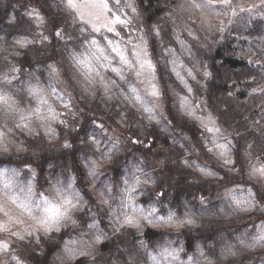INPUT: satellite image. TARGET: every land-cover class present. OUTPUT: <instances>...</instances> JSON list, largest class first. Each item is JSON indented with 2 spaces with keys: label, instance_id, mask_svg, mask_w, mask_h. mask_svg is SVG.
Instances as JSON below:
<instances>
[{
  "label": "rangeland",
  "instance_id": "1",
  "mask_svg": "<svg viewBox=\"0 0 264 264\" xmlns=\"http://www.w3.org/2000/svg\"><path fill=\"white\" fill-rule=\"evenodd\" d=\"M60 1L70 28L79 33L76 38L80 44L73 45L71 77L84 93L102 90L107 94L90 95L85 104L91 107L101 99H116L126 107L122 121L108 120L109 126L97 120L92 122L93 128L88 134L90 146L85 148L88 154L81 156L88 173L91 161L94 169L101 166L103 159L107 158L108 164L118 159L127 148L125 139L138 141L132 130L154 129L170 122L149 54L147 34L134 0ZM31 22L33 28L29 36L16 39L17 45L33 41L36 32L41 31L44 20L36 9ZM166 22L182 54L171 62V69L177 72L179 80L178 88L173 90L175 106L200 127L207 152L203 155L185 133L174 129L198 164L195 179L202 181L210 176L204 166L210 162L233 178H240L231 132L213 115L202 94V78L206 76L204 56L216 39L230 31L239 56L262 65L264 36L262 32L255 35L254 30L258 24L264 25V0H174L167 11ZM3 28L0 37L5 38ZM154 31L159 45H169L157 27ZM10 65L0 73V98H6V103L0 104V152L27 157L51 147L65 148L66 132L76 125L83 111L82 99L78 102L76 95H72L54 65H51V78L45 83L39 78L23 81L20 76L23 69L20 67L19 74L18 65L15 62ZM76 70L79 82L73 75ZM262 92L264 89L260 90ZM124 128L126 132L120 135L119 131ZM261 133L264 134V128ZM252 134H259V130H253ZM254 138L258 143L254 141L253 152L247 148L248 144L243 147L245 175L264 189V162L259 156L264 153V145L259 148V143L264 142ZM176 144L175 139L173 145ZM136 156L142 157L131 153L125 163L108 169L109 176L115 180L123 175H135L123 180L119 203L110 205L109 211L106 206L97 209L91 203L73 173L57 172L55 161L46 164V178L41 182L36 168L29 163L12 162L9 167H2L0 264L29 263L20 245L43 253L47 244L59 235L60 252L54 256L58 264H70L78 259H84L83 264H264V217L254 220L253 227H248L250 234L238 236L237 242L227 249L218 250V245L212 243V250L208 252L201 241L193 244L187 236L178 234L186 225L203 227L212 218L264 212V203L251 186L241 182L224 184L210 197L219 200L216 209L203 207V201H199L203 208L185 203L181 216L178 212L165 211L163 208L171 207L166 203L169 199L158 198L152 190L149 194L153 199L146 200L149 207L146 209L137 197L150 189L156 179L163 180V175L156 172L151 162L143 157V162L138 161ZM145 166L148 171L143 169ZM62 173L65 176L56 181L52 177ZM214 180L224 182L222 176ZM37 187L41 193H35ZM103 202L107 204L108 200L104 198ZM153 204L162 210L157 217L153 214L156 209ZM153 220H162V223ZM147 228L168 230L170 234L147 242ZM102 243L105 245L98 248Z\"/></svg>",
  "mask_w": 264,
  "mask_h": 264
},
{
  "label": "trees",
  "instance_id": "2",
  "mask_svg": "<svg viewBox=\"0 0 264 264\" xmlns=\"http://www.w3.org/2000/svg\"><path fill=\"white\" fill-rule=\"evenodd\" d=\"M173 1L134 0L141 16L142 26L147 34L149 54L155 66L164 111L170 124H164L162 126L163 130H160L159 125L154 129L140 130L139 127L132 130V134L138 138V141H133L130 138L125 139L127 148L122 150L118 159L113 160L109 164L108 162L102 164L101 167L105 168L103 170H90L89 168L87 173L81 162V156L88 154L85 148L90 146L88 134L93 128L92 122L97 120L109 126L108 120L120 119L122 121L126 107L116 99L111 101L101 99V101H97L91 107L85 104V101L89 100L90 95L107 94L103 93L102 90L94 93L87 90L84 93L77 87L75 79L71 77L69 70L72 68L71 65L73 66V45L78 47L80 40L76 38L79 34L78 31L70 28L68 24L70 21L62 9L60 0H0V29L4 27L6 34L5 38L0 37V73H4L11 66L10 64L15 62L18 65L19 74L20 67L23 69L24 73L20 74L23 81L30 82L39 78L45 83L50 80L51 65H54L62 80L74 93L72 95H76L78 102L82 99L80 105L83 107V111L77 118L76 125L66 132L67 146L65 148L57 150L51 147V150H44L36 156L27 157H19V154L15 155L17 156L15 157L0 152V169L4 166L9 167L12 162L29 163L36 168L38 181L41 182L46 178V164L55 161L54 168L57 172L67 171L73 173L83 194L99 209L101 206L99 201L107 193L105 185L106 183L109 184L113 179L111 175L109 176L110 172L108 169L125 163L131 153H138L145 160L152 163L156 172H161L163 175V180L156 182L153 188L146 190L148 195L141 200L146 201L147 198H150L149 192L154 190L158 198L166 196L169 199L166 203L171 207L163 208L165 211L172 210L174 213L178 212V215L181 216L183 215V204L200 205L199 201L205 202L203 207L216 209L219 200H211V195L219 191L224 184H232L234 182H241L244 185L251 186L264 203V189L245 175L246 167L243 160L244 146L248 144L247 148L253 152L254 141H256L253 136L264 142V134L261 133V128H264V92L260 93V90L264 89L262 88L264 86V58H262L263 64L260 65L253 62L250 63L239 56L236 47L232 44L233 39L229 36L230 31L216 39L212 43V48L205 53L206 76L202 78V94L213 115L224 128L231 132V136L235 141L236 160L241 171L240 178H233L220 167L210 162L207 165L211 167L212 171L221 175L224 182H217L214 178H207L202 181L196 180L195 175L198 173L195 171L194 164L189 161V158L192 159V157L187 147L181 143L179 137L176 147L171 145L174 143L169 141L170 137L175 136L171 128H177L178 132L185 133L191 139L193 145L203 155H207L203 138L200 135V127L182 115L175 106L173 90L178 88L179 80L177 72L171 69V62L175 57L180 58L182 54L179 44L172 37L171 31H169L170 25L166 22L167 11ZM34 9L43 18L44 25L40 32H36V38L33 37V41H28L24 45L20 43L17 45L15 43L16 39L28 37L31 28H33L31 19ZM154 27L159 29L162 38L169 42V45H159L158 35L154 31ZM260 32L264 36V25L261 23L254 30V34L258 35ZM262 44L264 45V41H262ZM261 51L264 54V46ZM25 68H28V70L25 71ZM77 72L76 70L73 75L78 81ZM228 86L234 87V90ZM229 90L232 91L230 92ZM219 91L221 95L218 94ZM248 91L249 93H247ZM242 97H245V99L240 100ZM117 103L120 106H117ZM242 114L245 118L241 116ZM244 120H247V122ZM256 129L259 130V134L253 135L252 132ZM124 132H126V128L120 130L119 134L121 135ZM84 142L88 144L85 145ZM259 145V148H261L264 144L259 143ZM139 147H144L145 149ZM148 148L149 151L147 150ZM144 150L148 152L145 153ZM184 156L191 164V167L182 163ZM259 156L264 162V153H259ZM142 157L136 156V159L143 162L144 159ZM162 161L166 162L162 163ZM101 173V182L97 186L95 181L92 184L91 175L93 174L94 179ZM64 176L63 173L52 175L55 181ZM116 183H119V179L116 180ZM36 192H39L38 187ZM200 207L203 208L202 205ZM251 215L241 212L229 217L224 216L225 218H212L203 227L186 225L184 228L179 229L178 234L187 236L193 244L201 241L205 246L204 249L208 252L212 250L210 246L212 243L218 245V250L219 248L227 249L237 242L238 236L247 237L250 234L248 227L251 226L250 228H252L254 220H260L259 218L264 217V212ZM169 234L168 230L147 228L145 238L147 242H152ZM60 238L61 235L47 244L43 253L26 245H20L26 259L29 261L26 264H58L54 256L60 252ZM104 245L105 243H102L98 248ZM184 251L189 252L186 249ZM60 259H62V256ZM241 260H243V257ZM83 263L84 259H78L70 264Z\"/></svg>",
  "mask_w": 264,
  "mask_h": 264
},
{
  "label": "crops",
  "instance_id": "3",
  "mask_svg": "<svg viewBox=\"0 0 264 264\" xmlns=\"http://www.w3.org/2000/svg\"><path fill=\"white\" fill-rule=\"evenodd\" d=\"M162 126L163 125H159V127H160V130H163L162 129ZM174 129H176V131H177V128H174V127H172L171 128V130L175 133V131H174ZM96 136V135H95ZM95 136H93L92 137V139H94V137ZM189 138V137H188ZM175 139L177 140L178 139V134H176L175 133V136L174 137H170V142L171 143H174V141H175ZM190 139V138H189ZM172 140V141H171ZM90 142H92V140L90 141ZM122 152V151H121ZM187 156V155H186ZM189 157V156H188ZM182 163L185 165V166H188V167H191V164L189 163V161L191 162V163H193L194 164V168H195V171H196V168L198 167V164L196 163V162H194L191 158H189V161L188 160H186L185 159V156L182 158ZM106 162H108V159L106 158V159H103V162H102V164H105ZM101 164V165H102ZM90 165H91V169H93L92 168V165H93V161H91L90 162ZM205 167H207V169H208V171L210 172V176H206V177H208V178H218L219 176H221V175H219V174H217V173H215L214 171H212L211 170V167L209 166V165H204ZM96 169H101V170H103V169H105L104 167H99V168H94V170H96ZM143 169H145V171H148L149 169L145 166ZM197 172V171H196ZM144 173V172H143ZM198 173V172H197ZM139 173H136V176H139L138 175ZM101 175H102V173L101 174H98L94 179H93V174L91 175V177H90V179H91V182H92V184H94V181H95V185L97 186L100 182H101V180H102V178H101ZM154 175V177H155V174H153ZM135 175H128V176H126V175H123V176H121L120 177V179H119V183L117 184L116 183V180L115 179H112V181L108 184V183H106V189H107V193H106V195L104 196V197H102L101 199H100V205L101 206H106V208H107V210L109 211V209H110V205H112V206H115V205H117L118 203H119V198H118V195L120 194V191H121V188L123 187V185H124V183H123V180L124 179H130L131 177H134ZM156 178V177H155ZM156 182H158L157 181V179L155 180V182H154V184L152 185V187L151 188H153L154 186H155V183ZM150 188V189H151ZM146 190H149V189H146ZM147 191H145V193L144 194H141V195H139L138 197H137V201L140 203V204H142L143 205V203H144V205H146L147 203H146V201H143V200H141L142 198H145V197H147ZM104 198H106L107 200H108V203L107 204H105L104 202H103V199Z\"/></svg>",
  "mask_w": 264,
  "mask_h": 264
},
{
  "label": "bare ground",
  "instance_id": "4",
  "mask_svg": "<svg viewBox=\"0 0 264 264\" xmlns=\"http://www.w3.org/2000/svg\"><path fill=\"white\" fill-rule=\"evenodd\" d=\"M229 87V86H228ZM233 90H234V87H232V86H230ZM229 87V88H230ZM228 89V88H227ZM221 91H222V89H221ZM230 91V90H229ZM232 91V90H231ZM230 91V92H231ZM226 93H228L227 91H226ZM233 93V92H232ZM218 94H220V91H219V93ZM230 94V93H229ZM228 94V95H229ZM221 95V94H220ZM223 96V95H222ZM224 97H225V94H224ZM218 98V97H217ZM223 98V97H222ZM211 99H213V98H211ZM219 99V98H218ZM215 100V99H214ZM221 100V99H220ZM250 106V105H249ZM251 107V106H250ZM249 107V108H250ZM253 108V107H252ZM93 110V109H92ZM96 112V111H95ZM246 112H249V111H246ZM237 114H240V113H237ZM251 115V114H250ZM241 116H243L244 117V115L242 114ZM246 116V115H245ZM248 117V116H247ZM250 117V116H249ZM245 118V117H244ZM239 119L241 120V118L239 117ZM247 119V118H246ZM245 121V120H244ZM245 122H247V120L245 121ZM145 139V138H144ZM141 140H143L142 138H141ZM169 140V139H168ZM144 141V140H143ZM162 141H163V138H162ZM172 141V140H171ZM127 142H129V141H127ZM132 142V141H131ZM145 143V142H144ZM145 145V144H144ZM171 145H173V144H171ZM139 146H141V145H139ZM129 147H130V145H129ZM137 147V146H136ZM167 147V146H166ZM168 147H169V145H168ZM176 147V146H175ZM139 148H141V149H145L144 147H139ZM174 148V147H173ZM148 151H149V148L147 149ZM171 150H172V148H171ZM145 151V150H144ZM148 151H145V153L146 152H148ZM173 151V150H172ZM123 250H124V248H123ZM122 251V250H121Z\"/></svg>",
  "mask_w": 264,
  "mask_h": 264
},
{
  "label": "snow or ice",
  "instance_id": "5",
  "mask_svg": "<svg viewBox=\"0 0 264 264\" xmlns=\"http://www.w3.org/2000/svg\"><path fill=\"white\" fill-rule=\"evenodd\" d=\"M57 35H59V33H57ZM121 59H123V57H121ZM155 94V93H153ZM2 103H6V98H0V104Z\"/></svg>",
  "mask_w": 264,
  "mask_h": 264
}]
</instances>
